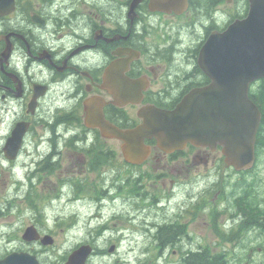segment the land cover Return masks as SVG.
<instances>
[{
  "label": "flooded vegetation",
  "instance_id": "flooded-vegetation-1",
  "mask_svg": "<svg viewBox=\"0 0 264 264\" xmlns=\"http://www.w3.org/2000/svg\"><path fill=\"white\" fill-rule=\"evenodd\" d=\"M132 2L14 0L0 15V164L36 182L11 192L26 222L0 217V264H66L80 247L82 264L264 262V193L237 189L219 144L146 139L148 157L131 164L120 141L85 123L90 99L124 127L144 105L172 109L208 85L201 46L247 0ZM125 78L138 81L139 103H115ZM28 227L36 238L23 237Z\"/></svg>",
  "mask_w": 264,
  "mask_h": 264
},
{
  "label": "water",
  "instance_id": "water-1",
  "mask_svg": "<svg viewBox=\"0 0 264 264\" xmlns=\"http://www.w3.org/2000/svg\"><path fill=\"white\" fill-rule=\"evenodd\" d=\"M199 62L213 81L184 98L175 110L143 108L139 112L143 122L122 130L104 120L101 111L87 108V124L99 127L105 136L123 140L124 156L131 162L145 156L143 138L155 136L162 147L185 140L219 141L227 163L236 169L250 167L260 112L247 91L251 81L264 78V0H250L245 19L211 35Z\"/></svg>",
  "mask_w": 264,
  "mask_h": 264
},
{
  "label": "trees",
  "instance_id": "trees-1",
  "mask_svg": "<svg viewBox=\"0 0 264 264\" xmlns=\"http://www.w3.org/2000/svg\"><path fill=\"white\" fill-rule=\"evenodd\" d=\"M249 96L258 105L259 109L262 112L261 122L256 134V155L258 159H261L264 158V80L263 79L259 80L257 84L250 90ZM243 189L248 190L251 188L250 185H248L247 188H243Z\"/></svg>",
  "mask_w": 264,
  "mask_h": 264
},
{
  "label": "bare ground",
  "instance_id": "bare-ground-1",
  "mask_svg": "<svg viewBox=\"0 0 264 264\" xmlns=\"http://www.w3.org/2000/svg\"><path fill=\"white\" fill-rule=\"evenodd\" d=\"M5 152H6V157L8 159H12V153L6 149H5ZM5 167L6 166H2L0 164V173L2 172V170L5 169ZM26 181H27V184H26ZM15 182H16V188H18L21 191L23 190L24 192H27L29 189H31V187L34 184L33 180L30 179L27 174H24V175L20 174L18 176L16 175Z\"/></svg>",
  "mask_w": 264,
  "mask_h": 264
},
{
  "label": "rangeland",
  "instance_id": "rangeland-1",
  "mask_svg": "<svg viewBox=\"0 0 264 264\" xmlns=\"http://www.w3.org/2000/svg\"><path fill=\"white\" fill-rule=\"evenodd\" d=\"M261 164H263V165H259L258 167H260V169H262L261 171L264 172V163H261ZM263 172L261 173V175H262V177L264 178ZM26 184H27V181H26ZM35 185H36V184H35ZM2 200H3V199L0 198V202H1ZM15 202H16L17 204H19V208H23V207H24V203L22 202V198H20V199H16ZM13 209H14V210H12V211L15 212L18 208L15 209V207H14ZM10 211H11V205H7V206H4V207H3V203L0 204V217L6 215V214H8V213H10ZM10 220H12V218H11Z\"/></svg>",
  "mask_w": 264,
  "mask_h": 264
}]
</instances>
